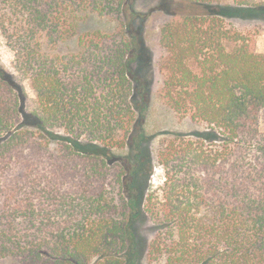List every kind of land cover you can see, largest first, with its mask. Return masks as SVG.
Wrapping results in <instances>:
<instances>
[{
  "label": "trees",
  "instance_id": "1",
  "mask_svg": "<svg viewBox=\"0 0 264 264\" xmlns=\"http://www.w3.org/2000/svg\"><path fill=\"white\" fill-rule=\"evenodd\" d=\"M133 1L0 0L13 52L12 69L0 61V258L136 264L147 216L151 264H264V53L225 21L264 20V2L181 0L160 27V96L202 129L159 144L164 176L149 189ZM90 14L117 26L78 35Z\"/></svg>",
  "mask_w": 264,
  "mask_h": 264
},
{
  "label": "rangeland",
  "instance_id": "2",
  "mask_svg": "<svg viewBox=\"0 0 264 264\" xmlns=\"http://www.w3.org/2000/svg\"><path fill=\"white\" fill-rule=\"evenodd\" d=\"M250 4L264 2V0H248ZM134 7L146 15L142 30V48L136 65L140 68V74L147 83L150 90L148 107L142 119V127L145 136L149 139L147 145L151 159L153 171L150 175L148 188L153 189L163 180V169L156 163V151L159 144L166 138L174 134L191 133L194 130L202 129V125L192 121L189 115H179L175 113L160 96L162 84V74L158 68L161 50L158 45L160 27L169 21L180 18L183 12L188 10L189 5L181 0H134ZM217 4H232V0H215ZM225 21L240 33L247 35L255 41L256 50L264 53V20L256 18L231 17ZM115 21L90 14L80 22L77 34L91 31L112 32L116 28ZM76 47V37H73L62 49H74ZM0 61L10 69L13 68V52L5 42L0 33ZM27 89L29 87L27 85ZM259 127L264 131V108L260 112ZM113 152L121 155H128L127 148L113 149ZM155 229L151 220L146 216L135 223V235L138 242V259L136 264H151L148 261L147 253L149 244L154 237ZM0 264H21L16 257L0 258ZM162 264V263H152Z\"/></svg>",
  "mask_w": 264,
  "mask_h": 264
}]
</instances>
